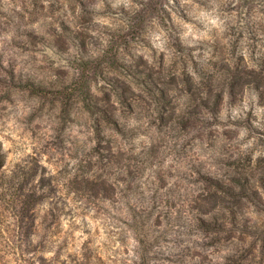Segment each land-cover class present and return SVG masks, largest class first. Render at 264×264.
<instances>
[{"label": "rangeland", "instance_id": "rangeland-1", "mask_svg": "<svg viewBox=\"0 0 264 264\" xmlns=\"http://www.w3.org/2000/svg\"><path fill=\"white\" fill-rule=\"evenodd\" d=\"M11 2L5 12L0 0V35L15 30L25 50L48 52L67 81L80 77L63 92L40 95L56 100L59 110L77 90L86 98L94 79L95 96L85 99L89 111L74 101L73 122L64 130L52 116L48 132V124L39 123L16 132L0 127L3 147L15 149L0 168L17 155L27 157L8 169V195H0V264H129V249L138 246L144 264H168L181 209L195 218L193 235L202 240L186 264H221L220 249L237 244L246 264H264V231L254 233L245 215L251 203L264 223V201L253 197L257 187L264 192V27L252 32L244 23L209 41L177 43L184 31L178 28L159 52L151 48V25L143 36L125 35L127 21L114 15L123 10L113 9L116 0ZM160 8L154 0L147 10ZM98 18L111 19L112 27ZM70 48L77 59L89 51L101 59L82 65L81 73L60 60ZM182 122L190 124L186 133ZM182 137L207 145L210 155L204 178L182 181L186 189L173 193L161 188L156 166L169 155L185 158L189 141ZM249 140L253 146L242 152ZM99 143L104 154L96 153ZM257 151L262 155L253 163Z\"/></svg>", "mask_w": 264, "mask_h": 264}, {"label": "clouds", "instance_id": "clouds-1", "mask_svg": "<svg viewBox=\"0 0 264 264\" xmlns=\"http://www.w3.org/2000/svg\"><path fill=\"white\" fill-rule=\"evenodd\" d=\"M154 0H116L112 5L113 9L123 5V10L115 12L117 19L127 21L123 25L125 35L135 33L138 37L144 35V30L149 25L152 26V36L150 39L151 48L157 49L159 52L166 51V45L169 43L170 32L175 33L178 28H183V34L178 37L177 43L185 41L191 37L193 41H209L213 35L219 36L227 33L232 28H238L244 23H247L249 31L255 32L256 28L264 27V0H166V3L161 0V8L159 11L149 12L147 9L151 7ZM4 11L11 12V0H3ZM98 10L99 6H98ZM246 13V14H245ZM97 23H101L109 28L112 27L111 19L98 18ZM92 36H98L97 31L91 32ZM35 41V38H33ZM82 49H87V45L83 44ZM151 48L146 49L150 52ZM108 48L105 49V52ZM47 56V58H45ZM35 57V59H33ZM247 59V56H243ZM101 57L94 56L91 51L87 56H80L79 59L71 53V48L60 56V60L67 61L73 68H78L83 71L82 65L86 63H97ZM57 61L48 55V52H31L25 50V46L21 38L16 36L15 30L6 31L0 35V127L16 132L22 128L34 126L39 123L41 125L48 124L45 132L51 129L52 125L48 122V117L52 116L53 120L59 123L60 130H64L73 122L74 101L79 99L84 110L89 111L88 104L85 99L91 100L95 96V89L91 87L94 79H89L87 88V97L78 96L74 92L67 98L66 103L58 105L56 100L49 101L45 96L40 95L42 92H63L66 89L77 84L80 77H74L71 82L67 81V71L63 68H57ZM50 76L59 77L57 80H51ZM33 100H39V103L34 104ZM93 106H95L93 104ZM43 117V120L41 119ZM109 123L120 132L119 122L109 120ZM163 124V121H162ZM180 129L186 133L190 127L188 122H182L179 125ZM26 134V133H25ZM37 134L40 133L37 131ZM244 134H241L243 139ZM4 137L0 136V163H3L9 151L4 145ZM141 140L146 139L140 137ZM188 144L185 148V158L180 159L175 154L169 155L163 165H157L156 170L161 174V188H169L173 193H180L186 185L182 181L189 183L198 182L204 178V162L208 161L210 153L206 154L204 148L199 146L198 141H193L188 137ZM139 145V140L136 141ZM254 141L249 140L241 145V151L246 152L253 146ZM105 147L99 143L96 147L97 154H104ZM138 154L141 148L138 146L135 149ZM260 152H255L250 156L251 162H256L261 157ZM26 155L12 158L11 164H6L4 168H0V195H8L9 174L8 169L12 164H20L23 166L26 163ZM264 163V161H261ZM197 174V179L194 180L192 173ZM135 180V173H131ZM179 178V179H178ZM172 184H169V181ZM249 181L245 180V186ZM264 184V181L261 182ZM131 187V186H130ZM244 191H247L245 187ZM253 197L264 201V192L257 187L253 191ZM155 198V197H153ZM249 220L248 227L254 233L264 231V223H262L261 210L255 205L249 204L245 212ZM195 218L190 213L181 209L177 223L179 228H175V237L168 242L169 247L166 250L165 259L168 264H186L192 259V253L199 250L200 245L197 244V235H193V231L197 228L193 223ZM202 224H206L203 218H200ZM182 222V223H181ZM207 230V229H205ZM240 250V245L235 248L226 247L220 249L219 255L224 260H230L233 264H246V257H237ZM141 248L138 246L135 251L129 249V264L132 260H136L137 264H144L138 259V253ZM215 251V248H213ZM148 259L145 254L144 260ZM222 260L221 264H224Z\"/></svg>", "mask_w": 264, "mask_h": 264}]
</instances>
